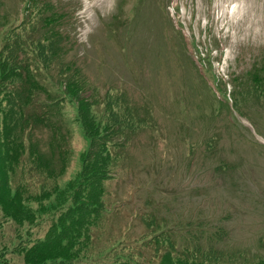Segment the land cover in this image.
<instances>
[{"label":"rangeland","instance_id":"obj_1","mask_svg":"<svg viewBox=\"0 0 264 264\" xmlns=\"http://www.w3.org/2000/svg\"><path fill=\"white\" fill-rule=\"evenodd\" d=\"M169 3L107 0L81 35L82 0H0V264H184L217 230L227 263L264 259V34L204 48ZM105 100L126 131L89 220Z\"/></svg>","mask_w":264,"mask_h":264},{"label":"trees","instance_id":"obj_2","mask_svg":"<svg viewBox=\"0 0 264 264\" xmlns=\"http://www.w3.org/2000/svg\"><path fill=\"white\" fill-rule=\"evenodd\" d=\"M2 85L0 84V87ZM18 92V91H15ZM25 90H20L18 92V96L15 97L14 100L19 101V99H24L26 98V92L24 95ZM24 95V96H23ZM7 99H9L7 97ZM111 101L105 100V110L101 115H105L106 118L104 116H102L106 122L107 125L104 128L103 131H101L102 133L100 134V137H94L92 144L90 146V149L88 150V153L86 155V157H84V162H83V168H82V175L79 177V179L81 178V182L79 184V188L78 190H81V192H83L84 190H87V192L89 193V197L84 199V197L81 195H79V207L81 210L83 211H89L92 212L94 214H96L97 216H99V218L101 217V213L99 211V209L102 208V205H104V196H103V187L105 185V182L107 180L108 177H110V173L113 170V167H115L117 162L114 163H110V157L111 156V150L108 147L110 145V143H112V146H121L122 143L118 142L115 139L116 135H121L126 131V128L123 127L121 121L118 120H112L111 118H109L108 115H113V114H117L118 116V111H113V110H109L112 109V104L108 103ZM96 103V100H93V104ZM15 105V104H14ZM87 109H91V106L86 104ZM114 107V106H113ZM106 109H108L106 111ZM36 115V113L34 112L32 114V112L28 111V120L32 121V119L34 120V116ZM96 115H93L92 121H94V117ZM105 122V123H106ZM85 126L87 128V130H89L90 127V123L86 122ZM125 128V129H124ZM92 129V128H91ZM86 130V131H87ZM118 152H116V154L113 156L114 158H118ZM88 213V212H87ZM89 215V220H91V215L88 213ZM90 223V224H89ZM89 224V228L91 225H93V221L88 222L87 225ZM193 230V229H192ZM84 230H80L79 234L82 235ZM225 234L224 231H215L214 234L212 235V240L210 239V243L207 246V248H200V246H198L197 244H195L193 247H189V246H184L183 250H182V254L186 255L187 258H191V260L185 259L183 262L180 263H184V264H206L205 262L208 261L210 259L211 264H235L234 262L231 263H227V261H225L224 257L218 255L217 251H216V243L214 238L217 236L219 237L220 235L223 236ZM196 236H200L202 235V230L200 232H196L195 233ZM159 238H161L160 236H158ZM158 237L154 238V240L157 242L155 244H158ZM165 239V238H164ZM170 240V238L168 237V239H165V241ZM177 250V249H174ZM41 254V253H40ZM173 252L171 247L169 246V249L167 251V254L164 255L165 258H167L168 260L172 259ZM174 256V255H173ZM27 259H29L28 254H26ZM199 257V259H197ZM43 262V260H41V263ZM164 264H171L168 261H166ZM250 264H264V259H260V261L258 260L257 262H250Z\"/></svg>","mask_w":264,"mask_h":264},{"label":"built area","instance_id":"obj_3","mask_svg":"<svg viewBox=\"0 0 264 264\" xmlns=\"http://www.w3.org/2000/svg\"><path fill=\"white\" fill-rule=\"evenodd\" d=\"M107 0H82L79 16L83 21L81 34H87L88 22L96 8ZM177 11L191 33L202 39L203 47L212 46V38L225 48L223 38L229 29L233 37L243 39L264 34V0H177ZM173 8V7H171ZM226 50V49H225ZM227 51H225L226 53Z\"/></svg>","mask_w":264,"mask_h":264}]
</instances>
